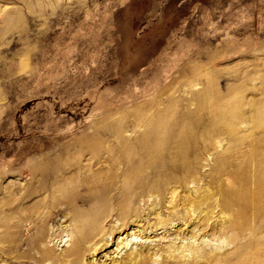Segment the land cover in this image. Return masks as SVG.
<instances>
[{
    "label": "bare ground",
    "instance_id": "obj_1",
    "mask_svg": "<svg viewBox=\"0 0 264 264\" xmlns=\"http://www.w3.org/2000/svg\"><path fill=\"white\" fill-rule=\"evenodd\" d=\"M258 77L251 100L239 85L224 97L214 83L198 94L210 109L199 140L227 141L207 175L200 170L208 156L205 164L192 155L197 123L186 120L175 133L173 112L162 110L139 115L133 135L118 125L88 140L18 150L4 170L17 180L0 183V264H264V73ZM131 237L143 240L136 249H128Z\"/></svg>",
    "mask_w": 264,
    "mask_h": 264
},
{
    "label": "rangeland",
    "instance_id": "obj_2",
    "mask_svg": "<svg viewBox=\"0 0 264 264\" xmlns=\"http://www.w3.org/2000/svg\"><path fill=\"white\" fill-rule=\"evenodd\" d=\"M0 6L10 18L0 14L4 186L17 180L4 170L23 147L88 140L118 125L132 134L139 115L160 110L173 112L168 124L175 133L186 120L197 123L192 155L205 164L208 156L210 166L200 170L207 175L227 141L199 140L210 109L198 94L213 83L222 97L238 85L247 100L260 92L264 0H0ZM63 221L57 217L54 229L61 231ZM140 241L129 238L128 249Z\"/></svg>",
    "mask_w": 264,
    "mask_h": 264
}]
</instances>
